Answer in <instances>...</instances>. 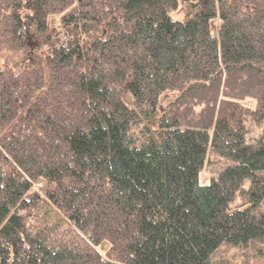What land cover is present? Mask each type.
I'll return each instance as SVG.
<instances>
[{
	"label": "trees",
	"instance_id": "trees-1",
	"mask_svg": "<svg viewBox=\"0 0 264 264\" xmlns=\"http://www.w3.org/2000/svg\"><path fill=\"white\" fill-rule=\"evenodd\" d=\"M263 202L264 0H0V264H264Z\"/></svg>",
	"mask_w": 264,
	"mask_h": 264
},
{
	"label": "rangeland",
	"instance_id": "rangeland-1",
	"mask_svg": "<svg viewBox=\"0 0 264 264\" xmlns=\"http://www.w3.org/2000/svg\"><path fill=\"white\" fill-rule=\"evenodd\" d=\"M232 163V160L218 157L212 151L208 152V157L205 161V165L202 171V179L206 180L211 175L216 174L220 169L226 167V165ZM250 181L247 179L245 186H248ZM241 198L238 197L236 202L239 203ZM261 209H264V202L260 206ZM45 218L50 221L55 222V230L53 231V236L58 240H68L74 241L77 239V232L75 228L69 223L66 218L52 205H44ZM53 230V229H52ZM222 253L230 260L231 264H247L245 260V255L243 251L238 250L237 248H225Z\"/></svg>",
	"mask_w": 264,
	"mask_h": 264
}]
</instances>
